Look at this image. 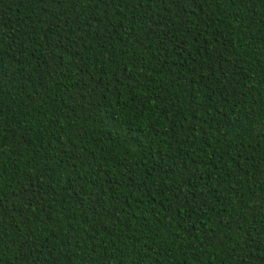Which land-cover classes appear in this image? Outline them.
Listing matches in <instances>:
<instances>
[{
  "label": "trees",
  "instance_id": "trees-1",
  "mask_svg": "<svg viewBox=\"0 0 264 264\" xmlns=\"http://www.w3.org/2000/svg\"><path fill=\"white\" fill-rule=\"evenodd\" d=\"M0 264H264V0H0Z\"/></svg>",
  "mask_w": 264,
  "mask_h": 264
}]
</instances>
